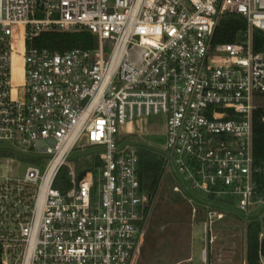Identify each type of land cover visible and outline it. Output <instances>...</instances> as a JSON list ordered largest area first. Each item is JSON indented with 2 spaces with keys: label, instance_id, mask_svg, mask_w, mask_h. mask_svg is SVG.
<instances>
[{
  "label": "built area",
  "instance_id": "built-area-1",
  "mask_svg": "<svg viewBox=\"0 0 264 264\" xmlns=\"http://www.w3.org/2000/svg\"><path fill=\"white\" fill-rule=\"evenodd\" d=\"M225 13L246 18L243 39L214 42ZM255 28L264 32V0H0V264H134L157 196L140 189L141 146L164 156L160 185L195 202L200 264H215L218 225L264 204ZM76 30L96 46L35 45L42 32ZM155 115L167 119L163 150L126 140ZM77 149L91 167L68 162Z\"/></svg>",
  "mask_w": 264,
  "mask_h": 264
},
{
  "label": "rangeland",
  "instance_id": "rangeland-1",
  "mask_svg": "<svg viewBox=\"0 0 264 264\" xmlns=\"http://www.w3.org/2000/svg\"><path fill=\"white\" fill-rule=\"evenodd\" d=\"M112 46L111 42L105 41L104 48L107 52L111 51ZM127 128L130 129L126 127L125 130ZM134 130V134L126 137L128 142L164 149L167 131V119L164 115L136 120ZM88 151L89 149H77L68 162L78 171L91 167L94 155H88ZM27 165V162L15 165L13 173L23 176ZM61 177H63L61 184L67 186L69 179L67 166L62 169ZM192 204L195 202L172 189V182L169 179L161 183L149 227L134 264H200L203 227L199 222L200 218L197 220L193 218ZM263 214L264 204L252 208L245 215L228 213L216 230L218 243L213 249L212 262L246 264V220L249 216Z\"/></svg>",
  "mask_w": 264,
  "mask_h": 264
},
{
  "label": "trees",
  "instance_id": "trees-1",
  "mask_svg": "<svg viewBox=\"0 0 264 264\" xmlns=\"http://www.w3.org/2000/svg\"><path fill=\"white\" fill-rule=\"evenodd\" d=\"M248 22L238 13L222 15L214 32L215 43L236 42L245 36ZM256 51L264 52V32L255 28L252 31ZM97 38L87 30L42 32L35 39L38 49L48 48L64 52L74 48H94ZM0 151V159L3 156ZM253 155L257 166H264V107H258L253 114ZM164 156L151 148L139 147L138 174L140 189L151 197L158 194L164 170ZM62 172V171H61ZM61 172L56 186L62 188ZM260 189L257 198H264V174L260 176ZM239 215V214H235ZM240 216V215H239ZM246 264H264V214L249 216L245 224Z\"/></svg>",
  "mask_w": 264,
  "mask_h": 264
},
{
  "label": "water",
  "instance_id": "water-1",
  "mask_svg": "<svg viewBox=\"0 0 264 264\" xmlns=\"http://www.w3.org/2000/svg\"><path fill=\"white\" fill-rule=\"evenodd\" d=\"M84 174H85V171H83V172L79 175L78 179L80 180Z\"/></svg>",
  "mask_w": 264,
  "mask_h": 264
},
{
  "label": "crops",
  "instance_id": "crops-1",
  "mask_svg": "<svg viewBox=\"0 0 264 264\" xmlns=\"http://www.w3.org/2000/svg\"><path fill=\"white\" fill-rule=\"evenodd\" d=\"M218 243V242H217Z\"/></svg>",
  "mask_w": 264,
  "mask_h": 264
}]
</instances>
